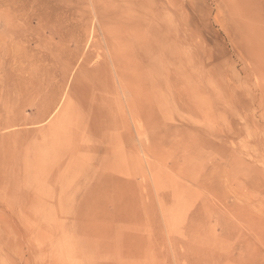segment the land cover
I'll use <instances>...</instances> for the list:
<instances>
[{
    "label": "rangeland",
    "instance_id": "rangeland-1",
    "mask_svg": "<svg viewBox=\"0 0 264 264\" xmlns=\"http://www.w3.org/2000/svg\"><path fill=\"white\" fill-rule=\"evenodd\" d=\"M0 264H264V0H0Z\"/></svg>",
    "mask_w": 264,
    "mask_h": 264
}]
</instances>
